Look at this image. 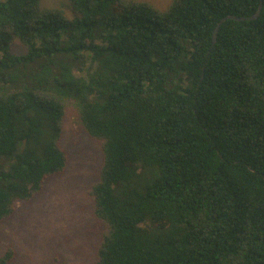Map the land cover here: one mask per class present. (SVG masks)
I'll return each mask as SVG.
<instances>
[{
  "label": "trees",
  "instance_id": "1",
  "mask_svg": "<svg viewBox=\"0 0 264 264\" xmlns=\"http://www.w3.org/2000/svg\"><path fill=\"white\" fill-rule=\"evenodd\" d=\"M70 104L97 264H264V0H0V222L66 169Z\"/></svg>",
  "mask_w": 264,
  "mask_h": 264
},
{
  "label": "rangeland",
  "instance_id": "2",
  "mask_svg": "<svg viewBox=\"0 0 264 264\" xmlns=\"http://www.w3.org/2000/svg\"><path fill=\"white\" fill-rule=\"evenodd\" d=\"M148 1L165 9L172 0ZM26 49L16 42L17 52ZM62 142L69 156L64 172L48 179L31 201L18 202L13 216L0 222V256L12 247L10 264H97L103 225L94 216L88 190L99 178L104 154L101 143L77 122L73 104L66 112Z\"/></svg>",
  "mask_w": 264,
  "mask_h": 264
},
{
  "label": "water",
  "instance_id": "3",
  "mask_svg": "<svg viewBox=\"0 0 264 264\" xmlns=\"http://www.w3.org/2000/svg\"><path fill=\"white\" fill-rule=\"evenodd\" d=\"M261 9H262V2L258 8V10L256 11V13H254L253 15L251 16H235V15H228V16H225L221 19V21L218 23V25L216 26V28L214 29V35H213V45L216 43V40H217V36H218V31L220 29V26L223 22H225L228 18L230 19H234V20H238V21H246V20H253V19H256L260 12H261Z\"/></svg>",
  "mask_w": 264,
  "mask_h": 264
}]
</instances>
